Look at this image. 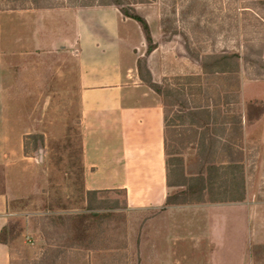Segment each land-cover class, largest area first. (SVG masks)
Wrapping results in <instances>:
<instances>
[{
    "label": "rangeland",
    "instance_id": "1",
    "mask_svg": "<svg viewBox=\"0 0 264 264\" xmlns=\"http://www.w3.org/2000/svg\"><path fill=\"white\" fill-rule=\"evenodd\" d=\"M23 2L27 5L24 0H0V193L6 169L14 188L21 189L18 198L8 203L15 215H10L2 233L10 248V264H264V215H236L223 206L224 215H210L215 221L209 215L177 211L147 224L150 217L158 216L157 211L128 208L120 189L101 190L91 206L102 207L88 209L77 98L58 85L62 79L58 70L65 61L48 58L51 52L57 55L66 50L63 44L40 48L36 41H25L38 35L42 28L36 23L42 20L35 18L31 26L30 20L23 19L29 11L9 10ZM132 7L148 24L153 44H160L161 79L202 75L205 55H239L237 99L222 104L230 102L231 96L221 93L219 109L221 116H239L242 125L240 78L259 84L250 92L264 93V7L249 0H152ZM128 23L118 32L135 46L141 33L135 22ZM115 50L123 57L129 55L122 46ZM193 82L179 80L186 92L187 83ZM250 92L245 89V97ZM263 105L262 101L246 104L249 121L264 112ZM101 132L100 143L106 145L107 131ZM33 135L41 137L36 146L31 138L26 139ZM256 147H249L245 159L241 152L240 165L243 181L244 167L250 174L251 200L262 203L264 156L255 188L253 169L260 161ZM181 157L185 169L197 161L193 148L181 151ZM220 176L216 185L228 186L229 173ZM88 178L105 187L121 180L104 169ZM55 216L63 217L62 226L50 222ZM172 221L178 227L174 231Z\"/></svg>",
    "mask_w": 264,
    "mask_h": 264
},
{
    "label": "crops",
    "instance_id": "2",
    "mask_svg": "<svg viewBox=\"0 0 264 264\" xmlns=\"http://www.w3.org/2000/svg\"><path fill=\"white\" fill-rule=\"evenodd\" d=\"M26 10L29 12L24 13L23 19L30 20L31 26H34L35 18L41 19L42 21H38L36 25L42 29L38 30V35L31 36V40L25 41L30 43L36 41L40 48L45 44L54 47L57 45L60 48L59 45L63 44L66 50L57 55L51 52L48 58L53 60L62 58L65 61L58 70L62 73H60L61 83L58 85L62 84V89L73 92L77 98L85 191L123 190L128 208L136 206L135 208L144 211H157L158 216L150 217L147 224L161 215H177V211L187 212V215H209V219L215 221L210 215H224L223 206L229 208L226 209L227 212L232 211L236 215H264V202L251 200L253 195L250 190L251 179L248 177L250 174L246 171V167H244V198L241 201L164 207L165 198L169 193L167 191L175 188L166 186L164 123L160 97L145 86L137 75L136 60L145 54L146 49L143 47L145 41L142 31L136 22V28L141 34H138V41L134 46L124 34L122 36L118 32V28L125 27L131 19L123 18L113 6L24 9ZM61 20L66 23L56 25L55 22ZM55 25L58 29L57 34ZM20 42L22 43L23 40L21 39ZM117 46L124 47L129 55L123 57L117 54L115 52ZM159 52L160 44L146 58L152 80L158 84L165 78L158 77L163 64ZM54 65L56 66L55 63ZM256 85L259 84L247 81L243 76L240 78L242 149L239 147L238 150L240 154L243 152L245 159L246 151L255 144L259 146L256 147L258 148L256 157L261 161V157L264 156V112L258 117H253L251 121L246 115V104L249 102L262 101L264 104V93L250 92V88ZM245 89L246 92H250L247 97L244 95ZM227 128L228 126L224 129L223 135H217L218 139L226 138ZM101 129H104V133L107 131L106 145L100 143ZM259 162L253 169L255 188L263 171V162L261 161L262 165ZM103 169L121 180L110 187L91 182L88 177L95 176ZM7 172L6 169L4 192L0 193V231L10 219V215H15L9 209L8 203L17 199L18 193L21 192L20 188H14ZM221 219L222 216H219L217 221L219 226ZM171 226L173 231L178 228L173 221ZM10 258V248L0 244V264H10ZM172 258L174 262L177 261L176 255Z\"/></svg>",
    "mask_w": 264,
    "mask_h": 264
},
{
    "label": "trees",
    "instance_id": "3",
    "mask_svg": "<svg viewBox=\"0 0 264 264\" xmlns=\"http://www.w3.org/2000/svg\"><path fill=\"white\" fill-rule=\"evenodd\" d=\"M24 1L27 5L24 6L23 2L22 5L12 6L9 10L113 6L118 9L123 18L131 19L138 24L144 37L146 51L136 60L137 75L145 86L160 97L162 105L166 186L181 188L176 193L167 194L164 207L206 202H238L244 198L241 154L238 150L241 143V119L234 114L230 117L221 116L219 109L221 93L231 96L229 97L230 102L224 101L222 104L232 103L237 99L239 92V55L237 53L205 55L200 64L202 75H189L180 77L181 79L176 77L173 80L163 79L158 84L153 82L146 64L147 56L156 46L152 42L145 19L139 16L132 7L152 0H55L53 3L51 0ZM249 1L264 7V0ZM186 50L189 51L187 45ZM179 80L195 82L187 83L189 89L186 92L185 86L179 84ZM209 88L212 90L210 92L211 95L213 94L212 99L208 92ZM174 108L176 110L173 111ZM226 126H228V131L222 142L217 135H223ZM27 138L33 140L34 146L41 139L38 135ZM23 148L24 151L27 150L26 142H23ZM189 148L195 149L197 161L194 165H190L189 169H185L181 151ZM227 172L230 175L229 185L221 188L220 185H216L217 181L222 178L220 175L225 176ZM99 192L101 191L88 190L85 192L88 198V209L102 207L91 206L93 197ZM69 219L72 220L73 217ZM50 220L54 226L63 224L62 216H55ZM4 230L5 227L0 231V244L7 245L6 239L2 238Z\"/></svg>",
    "mask_w": 264,
    "mask_h": 264
}]
</instances>
